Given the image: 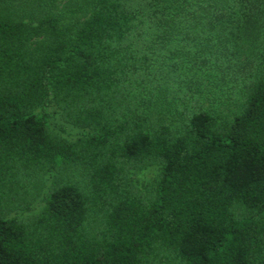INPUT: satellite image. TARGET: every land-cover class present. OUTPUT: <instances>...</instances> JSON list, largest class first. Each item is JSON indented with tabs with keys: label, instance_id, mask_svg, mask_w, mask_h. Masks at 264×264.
<instances>
[{
	"label": "trees",
	"instance_id": "16d2710c",
	"mask_svg": "<svg viewBox=\"0 0 264 264\" xmlns=\"http://www.w3.org/2000/svg\"><path fill=\"white\" fill-rule=\"evenodd\" d=\"M0 264H264V0H0Z\"/></svg>",
	"mask_w": 264,
	"mask_h": 264
},
{
	"label": "rangeland",
	"instance_id": "374dc122",
	"mask_svg": "<svg viewBox=\"0 0 264 264\" xmlns=\"http://www.w3.org/2000/svg\"><path fill=\"white\" fill-rule=\"evenodd\" d=\"M222 103L220 102L219 104H218V108L219 107H221L222 105H221ZM221 105V106H220ZM224 110V109H223ZM56 123L57 124H60V121L59 120H57L56 119ZM67 131L69 132L68 133V137L69 138H75L76 137V135H77V133H78V131L76 130V129H72L71 127H69V126H67ZM152 174H153V172H150V173H145V175L144 176H141V177H139L140 179H139V181H140V183H145V181H147L148 180V178H150L151 176H152ZM39 204L35 207L36 208V210H38V208H39Z\"/></svg>",
	"mask_w": 264,
	"mask_h": 264
}]
</instances>
